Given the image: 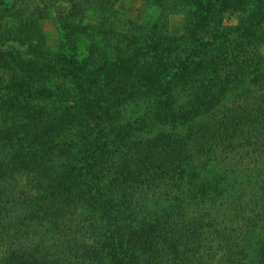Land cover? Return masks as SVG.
Returning a JSON list of instances; mask_svg holds the SVG:
<instances>
[{"label": "trees", "instance_id": "obj_1", "mask_svg": "<svg viewBox=\"0 0 264 264\" xmlns=\"http://www.w3.org/2000/svg\"><path fill=\"white\" fill-rule=\"evenodd\" d=\"M0 1L16 22L5 35L0 17V45L28 47L0 49V264H264V62L246 25L262 31L264 0H176L171 36L104 25L120 0ZM60 3L51 48L42 22ZM223 10L247 12L235 39L199 36ZM190 169L186 190L228 197L230 224L148 205V182Z\"/></svg>", "mask_w": 264, "mask_h": 264}, {"label": "rangeland", "instance_id": "obj_2", "mask_svg": "<svg viewBox=\"0 0 264 264\" xmlns=\"http://www.w3.org/2000/svg\"><path fill=\"white\" fill-rule=\"evenodd\" d=\"M3 3L5 4L4 0ZM1 6H3V4L0 5V17H2L4 27L7 29L5 35H10V32H12L10 30H12V28L16 26V22L15 19L12 17V12L4 11V9L2 10ZM68 8L69 5L66 3L57 4L52 9L53 15H51L42 22V30L44 35L43 38L45 39L47 45L51 48L57 47L61 39L59 31L54 23L53 16L65 13ZM117 10L118 13H114L111 15L108 14L104 16V25H110L108 23L112 22L114 25V29L122 33L128 31L131 22L140 24L144 27H150V21L156 20L158 21V26L161 31L170 32L168 33L169 36L183 33V27L186 25L185 12H182L181 9L178 8L176 0H120V2L117 4ZM246 11L248 10L246 9ZM246 13L237 12L233 10H223L221 14H217L214 18V25L220 23V26L216 28V33L205 34L199 32L197 34L201 37H206L207 41L214 40L215 37H218V39H223L224 37L223 43H225V41L228 42L227 39L234 38L235 32L237 31L238 27L241 26V19L242 21L243 19L246 20ZM92 17L94 21H97L98 18L95 15H93ZM100 21H103V18ZM255 21L256 20L251 21L246 25L248 26V28H251L254 31H258V33L260 34L259 41L261 42L259 45V51L254 53V56L259 61L264 62V25L261 31L259 27L255 25ZM251 23L253 24L252 26ZM226 26L229 27L230 31L225 29ZM241 35L244 36L243 33ZM27 48L28 47L26 43H18L14 40L8 39H5V43L0 45V49L2 52L14 53V51H19L20 53H22V55H24V52ZM243 50L244 52H249V50L247 49ZM19 52L17 53L20 54ZM28 57L30 56L26 54L25 58ZM0 72L9 73L8 70L2 66H0ZM240 84L238 83L239 89L243 88V84ZM241 91L242 90L239 91V95L241 94ZM117 108L118 111L123 115L125 114V116H128L131 113L127 112L128 109H125L122 106ZM110 113L113 116L118 114L116 111H111ZM118 122L119 124L122 123V118H119V121L117 120V123ZM142 131H145L144 128L140 131L134 128L131 133L132 135L137 136ZM195 157L196 155H194V158ZM189 172H191V169L188 170V174L186 173L185 177H177L171 180L158 179L155 182H148L151 183L147 185L145 189L148 192V205L151 208L156 209L157 211H162L164 209L173 211L176 209L184 211L185 213H197L200 212V210L202 209L211 207L212 209H214L213 212L215 213V216L217 218L219 217V221L221 224H230V220L234 218V214L236 213L229 211L228 207L226 208L225 204L228 202V197H226L225 195L216 196V194H213L212 198L209 200L201 197V195L197 191L186 190L187 188L191 189L190 184L192 178L189 176ZM225 208L227 211L225 210ZM250 215L251 214L248 212V216ZM242 223H244L243 220ZM251 231L252 230L249 229V234L252 233ZM238 245H240V247L245 248L253 247L257 244L254 243L253 238L249 241H246V239L244 238L242 241H238ZM257 247L260 246L257 245ZM1 248L4 249L3 247ZM246 250L249 251L248 253L251 252V250Z\"/></svg>", "mask_w": 264, "mask_h": 264}]
</instances>
